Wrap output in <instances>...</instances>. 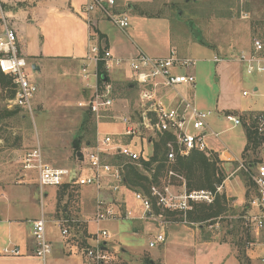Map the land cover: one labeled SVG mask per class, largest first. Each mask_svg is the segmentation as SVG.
<instances>
[{
    "label": "built area",
    "instance_id": "built-area-1",
    "mask_svg": "<svg viewBox=\"0 0 264 264\" xmlns=\"http://www.w3.org/2000/svg\"><path fill=\"white\" fill-rule=\"evenodd\" d=\"M16 7L15 0H0V73L12 80L14 98L9 101L15 109L18 108L29 116L35 111L34 100L38 87L31 80L29 67L24 58L18 55L17 31L14 26L5 21L6 6ZM117 0H85L84 14L94 12L100 14L119 31L129 27V17L118 12ZM95 66V72L90 73L82 68V79L89 91L87 98L77 106L89 114L95 122L93 143L85 151L81 150L72 167H55L44 158L37 143L22 159L21 171L34 175L38 190L40 217L31 221V237L34 242V257L46 264L52 254V246L45 236V216L42 211V200L45 197L44 188L63 186L90 187L94 190L95 201L91 217L78 219H55L54 223L60 229L62 237L68 235L67 227L104 222L141 221L150 222L159 227H165L164 213L175 214L181 218V223L187 225V215L197 204L210 205L221 187L214 191H187L182 175L174 171L177 158L187 157L191 153L211 154L208 138H219V133L213 132L208 126L211 112L197 108L179 87L188 90L195 87V78L190 71L195 68L196 61L178 56L171 50L166 57L149 56L138 51L131 58L114 57L109 51H101L96 46L88 50L86 57ZM235 62L245 68L247 74L264 75V45L255 40L248 51L241 52L237 57H214L212 62ZM103 63L107 74L127 68L129 83L137 89V100L134 105L121 104L110 80L98 82L96 66ZM29 69V70H28ZM183 73H179L182 71ZM93 78V85L88 84ZM242 92V97H247ZM124 100V99H123ZM222 121L231 124L232 128L240 127L239 116L225 113ZM120 125L121 131L101 132V125ZM258 140L256 162L245 165L236 161L239 169L247 173L254 186L255 197L249 205L257 212L244 218L248 229L259 237L264 232V112L253 114L246 120ZM137 139V141L135 140ZM165 140L164 170L157 173L156 164L146 168L153 155L154 143ZM140 147V151L135 148ZM147 152V153H146ZM224 152L229 154L228 150ZM134 168L148 180L145 192L132 191L126 187L128 168ZM123 192L131 195L139 206L135 213L124 200ZM111 235L106 230L98 229L92 234V246L84 248L83 253L87 264H110L112 257L106 250L107 241ZM165 243V233L157 234L148 244L149 248ZM249 247L252 243H249ZM0 254L4 257H19L21 252L16 246L4 247ZM264 264V258L261 259Z\"/></svg>",
    "mask_w": 264,
    "mask_h": 264
},
{
    "label": "rangeland",
    "instance_id": "rangeland-1",
    "mask_svg": "<svg viewBox=\"0 0 264 264\" xmlns=\"http://www.w3.org/2000/svg\"><path fill=\"white\" fill-rule=\"evenodd\" d=\"M45 1L49 0H43ZM75 1L79 4L81 0ZM154 1L156 2L154 6L157 8L139 10L145 16L151 14L158 17L142 18L130 14L126 34L138 45L137 50L149 56L164 57L169 53V47H172L182 57L196 61L195 68L190 71L195 78L194 89L188 90L193 99V102L191 99L190 101L197 108L211 112L207 120L210 130L216 133L222 132L218 139H213L218 142L220 139L224 141L229 150L239 158L244 141L241 129L240 127L231 128V124L222 121V115L225 113L236 115L247 109L256 111L254 112L256 114L264 112V75L247 74L242 65L232 61L215 64L212 60L214 57L234 59L241 52L248 51L255 40L264 45V0ZM30 2L26 3L28 6L18 4L16 7H9L7 5L6 23L10 22L13 28L19 30L20 20L40 21L46 9L45 5L42 3L33 5L34 2ZM106 26L115 32L119 31L111 23ZM1 33L0 21V35ZM93 36L94 34L90 33V38ZM34 41H36L35 38ZM25 60L30 68L31 62L28 59ZM49 64H51L50 70L60 66L68 67L74 76H59L58 73L56 76H48L46 72L44 74L37 72L33 81L38 87V92L32 100L35 109L32 116L18 108L15 110L13 103H9L14 98L12 80L5 89L0 87V191L5 190L7 186L17 185L18 176L23 174L21 171L23 156L37 143L45 160L55 167L74 165L76 153L71 148L74 140H80V150L83 151L93 143L92 117L84 129L81 124L86 119V113L77 104L89 95V91L85 90L87 83L82 79V68L86 67L90 73H93L95 72L94 64L88 59H85V63L81 66L76 61L67 60H56ZM179 73H183V70ZM110 76L111 74H108L117 96L127 98L121 104L134 105L137 100V89L134 86L128 88L129 83L121 79L113 80ZM93 83V78H90L88 84L93 85ZM255 86L258 87V93L253 91ZM186 90L184 86L179 87V91L185 96H187ZM242 92H247L248 96L242 97ZM12 112L14 115L10 116L9 113ZM241 116L244 118L245 113ZM99 130L117 132L121 131L122 127L102 124ZM135 150L140 151V147ZM255 152L257 153V148ZM219 164H217L218 168ZM26 175H28L27 178L23 177L24 180L27 179L26 183H21V186H24L22 192L25 198L21 203L14 205L16 216L22 221L20 224L24 233L31 229L29 220L38 219L41 213L37 186L32 180L34 175L30 172ZM182 178L186 186L183 175ZM86 189L89 191L83 192L85 205L82 208V219L91 217L94 207V202L91 201L94 192L91 188ZM58 192H61V188L46 187L44 188L45 197L42 200V211L46 220L45 236L51 245L69 243L75 237L72 226L67 227L66 237L61 236L60 229L54 223L56 209L59 213L56 219L78 218L73 214L76 208L75 191L70 197L65 196L57 206ZM82 196L81 193V198ZM63 209L67 210L66 215L61 214ZM228 215H232V212L225 211L217 220L220 226L213 230L219 231V238L228 240L238 254L240 250L251 248L248 246L252 240L251 235L243 218L232 219L229 222V219H223ZM87 225L88 232L92 234L100 229L106 230L111 235L107 241V249L112 257L110 264H145L147 260H151L150 257H158L163 248V244L154 248L148 247L149 242L153 241L157 234L165 233V227H159L150 222L122 221L104 222L98 225L87 223L86 227ZM202 226L207 227L204 223ZM194 227L197 226L194 225ZM226 230H230L231 235H226ZM1 256L0 254V258L5 260L0 259V264H35L29 261L16 262L19 258ZM50 258L52 257L50 256L47 260L49 261ZM260 258L257 255L254 258V264H261ZM153 262L161 264L159 260ZM37 264L41 263L37 262ZM76 264H84V262L77 260Z\"/></svg>",
    "mask_w": 264,
    "mask_h": 264
},
{
    "label": "crops",
    "instance_id": "crops-1",
    "mask_svg": "<svg viewBox=\"0 0 264 264\" xmlns=\"http://www.w3.org/2000/svg\"><path fill=\"white\" fill-rule=\"evenodd\" d=\"M61 3L57 1V5H55L54 3H49V1L43 2L42 5H45L44 7L46 9L40 21L24 20L23 22L20 20L18 24L19 30L17 28L15 29L16 31L18 30L16 44L18 55L31 62L28 73L32 81L37 72L39 74L46 72L48 76H56L57 73L59 76H74L68 67L60 66L55 67V70H50L49 66L51 64L49 63H53L56 60H67L76 61L81 66L82 63H85L88 50L92 46H96L99 50L109 51L114 57L124 59L131 58L140 51L137 50L139 48L138 45L132 41L133 39L125 31H120L122 34L119 31L115 32L112 29H108L106 24L109 22L97 12L88 16L85 15V0H81L79 4H76L75 0H67L69 7L64 4L59 6ZM155 3L154 0H117L116 10L125 13L128 17L130 14H135L142 18L158 17L151 14L150 16L149 14L145 16L139 10L143 8H157L154 6ZM15 27L17 26L15 25ZM90 33L94 34L92 38H90ZM34 38L36 41H34ZM171 50L176 52L175 49L169 47L168 51L170 52ZM179 56L182 57V55ZM32 66L37 69L32 70ZM116 72L118 73H111L110 77L113 80L118 79L120 81L121 79L126 81L127 84L129 83L128 79L130 74L127 68ZM253 91L254 93H258V87L255 86ZM186 92L187 98L193 102L188 89ZM123 99L122 101H125L127 98ZM254 112L256 111L247 109L238 114L242 115L245 113L246 122V117L256 114ZM241 115L238 116L240 117ZM240 129L244 141L239 158L229 150L225 142L221 139L219 142L213 138L207 139L211 154L216 155L220 163L219 168L222 174V181L218 185L221 187L219 195H224L225 197L224 208L226 211L232 212V215L223 218L226 220L229 219V222L232 219H244L257 212L249 205L250 200L256 195L255 191H253L251 179L247 173L239 169V164L236 161H232H242L245 162V165H251L256 162V152L251 153L245 151L244 153L247 142L243 125L240 126ZM218 133L220 135L222 134V132ZM224 149L228 150L229 154L225 153ZM27 176L24 174L19 175L17 185L7 186L5 190L0 191V252L4 246H16L19 248L21 255L12 259L19 258L16 262L25 263L24 261H29V263L37 264V262H41L34 257V242L31 237V229L27 233L23 232L20 224L22 221L16 216L14 207V205L21 203L25 198L22 192L24 186H21V183H26L27 179L24 180V178H27ZM32 180L34 181V178ZM86 188L90 187L77 188L75 191L76 202H74V205L76 208L73 214L78 219L83 218L82 208L85 205L84 193H88L89 191ZM91 190L94 192L92 188ZM81 193L83 195L82 198ZM122 196L126 204L137 213L139 206L133 201L131 195L123 192ZM92 198L91 201L94 202L95 193ZM56 211L54 217L58 218L59 213ZM63 213L66 214L67 210L64 209L61 214ZM33 220H29V222L27 220L28 224H31ZM219 223L218 221L215 225L207 227L200 225L194 228L182 223H168L165 226V243L163 244L160 255L154 258L150 257V259L152 261L159 260L161 264H240L232 244L228 240L219 238V231L214 232L213 229L216 230ZM71 228L74 231V239H71L69 243L67 242L65 244L53 243L51 245L52 258L49 261L47 260L48 264H76L77 260H82L86 264V258H84L85 255L82 250L92 246V233L88 232V225L86 227V224ZM248 232L251 235L252 246L245 250L244 255L248 260V264H254V258L257 255L261 257L259 261L264 258V232L259 237H256L254 231L250 229H248ZM225 233L229 236L232 232L226 230Z\"/></svg>",
    "mask_w": 264,
    "mask_h": 264
},
{
    "label": "trees",
    "instance_id": "trees-1",
    "mask_svg": "<svg viewBox=\"0 0 264 264\" xmlns=\"http://www.w3.org/2000/svg\"><path fill=\"white\" fill-rule=\"evenodd\" d=\"M30 1H33V5H37L38 3H43V0H15V3L18 5H26V3H31ZM51 3H54L57 5V1L59 3L66 5L69 7L67 0H49ZM62 4H59L61 6ZM96 71L98 75V82L102 83L103 81H108V74L104 70V66L102 62H99L96 66ZM105 78V80L103 79ZM11 83V79L2 75L0 73V87L2 89H5L8 84ZM134 86L133 84L129 83L128 88H132ZM16 110V109H15ZM9 115L13 116L14 112L9 113ZM238 116V115H237ZM252 115L246 117V120L251 118ZM242 125L244 127V134L246 137V147L244 148L245 151H249L251 153H254L257 146H258V140L255 132L251 128V126H248L245 122V117L241 118ZM91 116L86 113V119L84 122H82V127L85 129L88 124ZM92 125H93V133L95 132V122L92 119ZM165 140L159 139L158 142L154 143L153 147V155L149 163H144L146 168H150L151 165L156 164L154 167L159 173L160 171L164 170V154H165ZM71 148L75 151L77 154L80 150V140H74L71 144ZM76 154L74 162L76 161ZM219 163L218 158L214 154H210L209 156H205L202 153H196L193 152L187 157L177 158L175 165H173L174 171L179 173L180 175H183L186 179V189L187 191H193V190H207V191H214L215 186H218L221 184L222 181V174L220 172V169L217 167V164ZM126 187L132 191H141L145 192L148 187V180L145 176H143L140 172L135 170L134 168H128L126 173ZM76 187H70V186H63L61 187V192H58L56 194V201L57 206L63 201V198L65 196L70 197L72 193L74 194V191H76ZM225 204V197L224 195L217 194L214 202L210 205L205 204H197L194 206V209L192 212L188 213L187 215V225L190 227L196 226H202V223L207 226L215 225L217 223L218 219H220L226 209L224 208ZM66 210V209H65ZM64 209L62 210V212ZM65 214V213H63ZM62 214V215H63ZM66 215V214H65ZM165 219L169 223H181V218L176 216L175 214H169L164 213ZM67 219V218H66ZM76 227V225L74 226ZM206 227V226H203ZM237 258L240 262V264H248V260L246 256L244 255L245 249L238 251ZM145 264H160L159 262H153L151 260H147Z\"/></svg>",
    "mask_w": 264,
    "mask_h": 264
},
{
    "label": "water",
    "instance_id": "water-1",
    "mask_svg": "<svg viewBox=\"0 0 264 264\" xmlns=\"http://www.w3.org/2000/svg\"><path fill=\"white\" fill-rule=\"evenodd\" d=\"M34 69H37V68H35L34 66H32V70H34ZM104 80H105V78H103ZM80 155H81V153H77V157H80ZM106 250L109 252V250L106 248Z\"/></svg>",
    "mask_w": 264,
    "mask_h": 264
}]
</instances>
